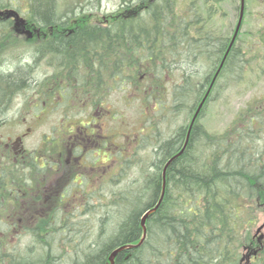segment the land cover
Masks as SVG:
<instances>
[{"label": "trees", "instance_id": "16d2710c", "mask_svg": "<svg viewBox=\"0 0 264 264\" xmlns=\"http://www.w3.org/2000/svg\"><path fill=\"white\" fill-rule=\"evenodd\" d=\"M3 1L4 7L18 9L33 25L57 28L54 40L47 38L37 44L40 55L52 54L56 68L64 71L66 83L57 82L55 88L64 100L70 88L68 77L75 79L68 81L70 86L88 89L82 80L84 74L98 78L91 85L96 87L106 83L104 75L108 71L109 83L118 75L121 89L131 84L157 117L156 122L152 118L145 121L154 142L137 179L118 193L111 191L105 203L96 206L103 214L95 238L80 249L85 235L77 239L80 235L73 234L63 240V247H70L67 260L53 255L51 250L59 244L56 231L61 226H56L51 214L27 228L46 248L45 255L32 264H109L111 253L121 247L124 249L116 255L114 264H264V237H251L256 214L264 206V145H258L251 127L254 120L264 122L254 117L241 128L222 134H210L198 122L220 81L240 77L244 69L238 43L246 16L245 0L240 30L230 49L241 0L233 9L237 20L229 35L224 27L222 34L215 26L217 19L225 21L223 0H189L181 9L176 8L174 0L125 1L103 26L79 20L87 11L78 0H68L75 4L67 10L61 0ZM71 24L76 28L69 33L64 29ZM202 69L207 71L201 73ZM31 70L30 64H23L22 70L0 79V107L14 89L30 86ZM186 112L191 115L186 125L163 139L156 136L159 122ZM145 136L139 132V148L145 149ZM183 146L182 153L165 170L163 187V169ZM31 162L33 168L29 170H41ZM3 185L0 176L1 190ZM159 200L143 228L142 217ZM84 203L82 206L91 210L89 201ZM4 224L0 216V227ZM42 235L52 238L54 244L41 240ZM3 242L0 240L1 264L6 258L12 259L4 256ZM8 264L30 263L16 260Z\"/></svg>", "mask_w": 264, "mask_h": 264}, {"label": "rangeland", "instance_id": "374dc122", "mask_svg": "<svg viewBox=\"0 0 264 264\" xmlns=\"http://www.w3.org/2000/svg\"><path fill=\"white\" fill-rule=\"evenodd\" d=\"M62 1L66 10L75 4ZM125 1L131 0H78L87 11L79 20L103 26L109 23L111 14L119 11ZM188 1L174 0L177 9ZM236 5L237 0L222 2L225 21L217 19L214 22L222 34L223 27L229 35L235 25L237 17L233 9ZM245 5L246 16L238 43L245 66L240 77L236 75L220 81L213 94L214 99L203 109L198 122L210 134L232 132L254 117L264 122V0H245ZM28 39L24 36L20 39L22 44L10 50L11 56L7 51L0 58V68L5 70L19 62L32 66L30 86L16 97L12 109L6 113L5 127L0 128V176L4 184V189H0V216L5 223L0 227V240L5 241L2 243L4 256L14 259L6 258L3 264L16 260L32 264L45 255L46 248L28 233L27 228L51 214H54L52 221L55 218L56 226H61L56 231L59 244L51 250L53 255L58 254L67 260L70 247L64 248L63 240L73 234L80 235L77 239L85 235L79 243L80 249L95 238L99 218L103 214L102 208L96 206L105 203V197L111 191L118 193L137 179L154 142L145 121L147 118L157 121L156 115L135 94L131 84L121 89L118 75L114 81L108 82V71L104 75L106 83L96 87L91 85L98 78L84 74L82 80L88 84V89L70 86L68 81L75 82V79L68 77L70 88L64 100L60 90H55L57 82L66 83L64 71L56 68L52 54L40 55L39 44L36 43L39 41ZM198 65L199 69L202 68L200 63ZM206 71L202 69L200 72ZM48 89L52 91L50 94ZM85 90L89 94H85ZM190 116L188 112L175 117L170 115L164 123L159 122L160 132L156 136L160 139L167 137L177 127L186 125ZM167 121L169 123L166 124ZM254 122L251 131L261 147L264 145V124ZM86 126L89 127L85 129ZM91 130L93 134L89 136ZM141 131L146 134L142 143L145 149L138 146ZM72 137L82 140H72ZM96 141L102 147H98ZM20 149L25 152L23 159ZM31 161H35V169L37 165H43V170H29L33 168ZM86 200L91 210L82 206ZM263 224L264 206L256 214V224L251 232L253 240L264 237V227L257 232ZM42 239L54 244L52 238L45 239L42 235Z\"/></svg>", "mask_w": 264, "mask_h": 264}, {"label": "flooded vegetation", "instance_id": "af4514ba", "mask_svg": "<svg viewBox=\"0 0 264 264\" xmlns=\"http://www.w3.org/2000/svg\"><path fill=\"white\" fill-rule=\"evenodd\" d=\"M3 2H4L3 0H0V58L7 51H9L8 56H11L10 50L16 45L22 44V41L20 39H23L24 36L29 38L28 40L33 39L34 41H40L43 39L45 40L47 38H50L51 40L55 39L56 37L55 33L57 32L56 27L51 26L47 29L39 28L38 26L33 25L28 20V18L18 9L4 7L2 5ZM72 27L73 29L76 28L74 25ZM73 29L68 28L64 30L65 31L67 30L70 33L71 31H73ZM40 37L41 39H39ZM36 43H39V42H36ZM22 69H23V62H19L18 64H15L14 67L9 68L7 70L1 67L0 68V79L3 77H6V75L8 74H14L15 72H18ZM22 91H23L22 87L16 88L7 96L5 100L2 101L1 107H0V128L5 127V124L7 121L6 113L9 111V109H12L11 107H12L14 100L16 99L17 96L19 97L20 95L19 93ZM84 128L87 129L88 127H84ZM92 134H93V130H91V134L90 135L88 134V135L91 136ZM17 139L20 140L21 137L18 136ZM72 140L81 141L82 139L80 140L79 138L72 137ZM95 143L98 145V141H96ZM79 148L82 150V147L79 146ZM19 154L21 158L23 159L24 158L23 155H25L24 150L20 149ZM43 168H44L43 165L39 166V169L43 170ZM79 178L81 179L82 176H80ZM52 182L53 181H51L50 183Z\"/></svg>", "mask_w": 264, "mask_h": 264}, {"label": "water", "instance_id": "95a60500", "mask_svg": "<svg viewBox=\"0 0 264 264\" xmlns=\"http://www.w3.org/2000/svg\"><path fill=\"white\" fill-rule=\"evenodd\" d=\"M243 12H244V0H241V2H240V14H239V19H238V22H237V25H236V28H235V31H234V34H233L232 40H231V42H230L229 49L231 48V46H232V44H233V42H234V40H235V38H236V36H237L239 30H240L241 22H242V19H243ZM229 49H228V50H229ZM203 101H204V100H203ZM203 101H202L201 104L199 105L198 109H197L196 112H195V115H194L193 118H192L191 125H190V127H189V131H190L191 127H192V124L194 123V121H195V119H196V116L198 115V113H199V111H200V109H201V107H202V105H203ZM189 131H188V135H189ZM187 137H188V136H187ZM187 139H188V138H187ZM187 139H186V141H185V144H186V142H187ZM184 147H185V146H183V148L181 149V151H180L177 155L173 156V157H172V158L166 163V165H165V167H164V169H163V173H162L163 187H164V183H165V170H166L167 166H168V165H169V164H170L175 158H177V157L182 153V151L184 150ZM160 201H161V200L158 201V203L155 205V207H154L151 211L147 212V213L142 217V219H141V225H142L143 228H144V226H145V220H146V218H147V217H148V216H149L154 210H156V209L158 208V206H159V204H160ZM263 227H264V224H263L262 226H260V227L257 229V232H259L261 229H263ZM123 249H124V247H121V248H118V249L114 250V251L111 253V255L109 256V264H114V258H115L116 255H117L120 251H122Z\"/></svg>", "mask_w": 264, "mask_h": 264}]
</instances>
